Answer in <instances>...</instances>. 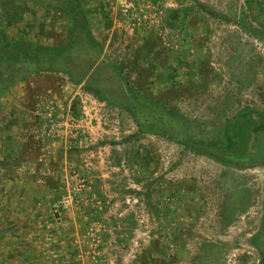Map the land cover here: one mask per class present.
<instances>
[{
  "label": "rangeland",
  "instance_id": "1",
  "mask_svg": "<svg viewBox=\"0 0 264 264\" xmlns=\"http://www.w3.org/2000/svg\"><path fill=\"white\" fill-rule=\"evenodd\" d=\"M122 1L0 0V41L43 46L66 40L65 12L81 4L132 88L181 122L173 137L140 133L117 83L101 100L62 73L9 67L0 264H260L264 165L227 166L186 140L264 115V0H145L140 25Z\"/></svg>",
  "mask_w": 264,
  "mask_h": 264
},
{
  "label": "trees",
  "instance_id": "2",
  "mask_svg": "<svg viewBox=\"0 0 264 264\" xmlns=\"http://www.w3.org/2000/svg\"><path fill=\"white\" fill-rule=\"evenodd\" d=\"M81 6L78 3L77 8L65 12L68 37L61 44L43 46L25 40L8 44L0 41V88L6 87L20 75L11 73L8 68L19 69L21 66L35 70L34 73L44 70L62 73L70 82L84 84L101 100L112 99L102 96L106 94L104 97H107L109 90L112 91L117 83L123 92L125 107L140 133L173 137L171 133L181 126L179 119L161 102L141 95L132 88L125 67L105 56L104 46L94 37L89 15ZM263 139L264 115L256 110H245L224 125L219 140H186V143L218 163L245 169L264 165V161L256 158ZM251 244L261 254L260 264H263L264 225L252 237Z\"/></svg>",
  "mask_w": 264,
  "mask_h": 264
},
{
  "label": "built area",
  "instance_id": "3",
  "mask_svg": "<svg viewBox=\"0 0 264 264\" xmlns=\"http://www.w3.org/2000/svg\"><path fill=\"white\" fill-rule=\"evenodd\" d=\"M148 4V3H147ZM146 6L145 0L142 1L140 4L135 3L131 0H124L120 3V11L123 16L129 19V21H132L134 25L138 24L140 25L142 22V19H147L146 17L142 18V13L145 12L144 9H142V6ZM42 114V113H40ZM71 198L68 196H63L61 198L60 204L57 206L59 209H67L71 204Z\"/></svg>",
  "mask_w": 264,
  "mask_h": 264
},
{
  "label": "water",
  "instance_id": "4",
  "mask_svg": "<svg viewBox=\"0 0 264 264\" xmlns=\"http://www.w3.org/2000/svg\"><path fill=\"white\" fill-rule=\"evenodd\" d=\"M256 158L259 159V160L264 161V139H263V141L261 143V150H260V152H259V154L257 155ZM263 264H264V256H263Z\"/></svg>",
  "mask_w": 264,
  "mask_h": 264
}]
</instances>
